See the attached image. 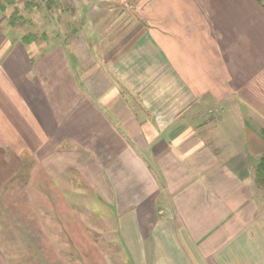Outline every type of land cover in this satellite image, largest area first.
I'll use <instances>...</instances> for the list:
<instances>
[{
  "label": "crops",
  "instance_id": "crops-1",
  "mask_svg": "<svg viewBox=\"0 0 264 264\" xmlns=\"http://www.w3.org/2000/svg\"><path fill=\"white\" fill-rule=\"evenodd\" d=\"M88 1L71 3L84 17ZM131 6L140 15L108 60L122 90L96 91L66 44L0 29L9 179L21 174L27 211L56 226L64 194L91 192L76 219L89 236L60 239L85 241L92 264H264V0ZM95 229L114 252H95ZM0 264H15L1 245Z\"/></svg>",
  "mask_w": 264,
  "mask_h": 264
},
{
  "label": "rangeland",
  "instance_id": "rangeland-1",
  "mask_svg": "<svg viewBox=\"0 0 264 264\" xmlns=\"http://www.w3.org/2000/svg\"><path fill=\"white\" fill-rule=\"evenodd\" d=\"M132 1L134 0L123 2L112 0L103 3L102 0H89L82 17L77 14L76 8L72 7L71 0H0V29L6 30L15 40L25 39L27 42H38V44L64 43L67 46L64 50L68 58H71L70 55L73 56L78 64L76 68L78 76L87 77L85 81L86 79L95 81L96 91H102L104 88H120L109 75L108 60L116 51L113 46L119 41L122 44L131 35L121 29L126 22L132 24L135 16L139 14L136 13L133 5L131 6ZM74 4L77 5L78 2L75 1ZM107 8L112 10L111 15L100 16L107 11ZM143 11L145 10L141 8L139 12ZM122 12H125L124 17L119 16ZM131 98L132 102H136L134 96ZM7 153V150L0 149V245L7 251L12 262L54 264L55 260H58L59 264H92L93 255L91 252H86L85 241L83 244L75 242V245H80L79 249L72 245L74 242L60 239V234L71 231H76L84 237L88 235L87 226L76 224V219H80L79 215L92 195L91 192L79 193L77 197L74 193L64 194V204L67 203L70 207L68 208L67 205V208L57 213V220L61 226L49 221V213L46 215L49 219L44 223L46 216H42L39 209L32 208L27 211L28 203L21 191V174L9 179L16 162L10 161ZM78 182L81 184V180ZM67 196L71 197L69 202L66 201ZM71 206L76 209L72 210ZM14 219H23L26 222L22 221L21 226L16 225ZM29 219L30 223H28ZM97 229L92 230L95 233L93 241L95 252L103 247L110 248L111 252H114L115 243L111 241L108 244L104 240L97 239ZM26 234L35 237L36 240L23 239ZM110 236L113 239V234ZM82 248L84 251L81 250ZM93 264H103V262L96 256Z\"/></svg>",
  "mask_w": 264,
  "mask_h": 264
},
{
  "label": "trees",
  "instance_id": "trees-1",
  "mask_svg": "<svg viewBox=\"0 0 264 264\" xmlns=\"http://www.w3.org/2000/svg\"><path fill=\"white\" fill-rule=\"evenodd\" d=\"M24 42H27V40L24 39ZM258 174L260 175V178L264 181V159L261 160L258 164Z\"/></svg>",
  "mask_w": 264,
  "mask_h": 264
}]
</instances>
